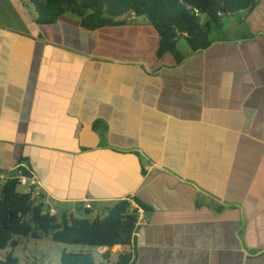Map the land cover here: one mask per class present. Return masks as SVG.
Returning <instances> with one entry per match:
<instances>
[{"label": "crops", "instance_id": "obj_1", "mask_svg": "<svg viewBox=\"0 0 264 264\" xmlns=\"http://www.w3.org/2000/svg\"><path fill=\"white\" fill-rule=\"evenodd\" d=\"M241 13L248 34L179 63L151 23L0 0V170L30 168L55 215L140 199L135 243L111 248L133 264H264V0Z\"/></svg>", "mask_w": 264, "mask_h": 264}, {"label": "trees", "instance_id": "obj_2", "mask_svg": "<svg viewBox=\"0 0 264 264\" xmlns=\"http://www.w3.org/2000/svg\"><path fill=\"white\" fill-rule=\"evenodd\" d=\"M40 24H54L71 15L88 31L127 25L146 17L161 39L158 56L171 52L180 63L184 55L178 45L184 40L193 53L211 48L217 40L213 30L223 28V18L238 12H252L259 0H23ZM131 21V22H132ZM99 121L95 122L97 128ZM41 199L18 189V181L0 184V251L20 246L19 239L41 240L44 237L66 245L99 248L132 246L141 224V212L151 208L137 197L121 200L104 215L94 219L71 214L52 215ZM137 206H134V204ZM225 207H215L218 212ZM89 212V210H88ZM105 258L107 259L106 255ZM132 254H121L114 264H133ZM0 264H22L13 254ZM59 264L99 263L91 252H66Z\"/></svg>", "mask_w": 264, "mask_h": 264}, {"label": "rangeland", "instance_id": "obj_3", "mask_svg": "<svg viewBox=\"0 0 264 264\" xmlns=\"http://www.w3.org/2000/svg\"><path fill=\"white\" fill-rule=\"evenodd\" d=\"M241 15L244 13L238 12L235 15L227 16L223 18L224 28L220 32L218 30H213V38L218 36H224V38H238L249 33L248 28L241 23ZM138 23H150L146 17L138 18ZM132 21V20H131ZM129 22L128 24H133L134 22ZM122 34V33H121ZM227 36V37H225ZM219 38V37H218ZM179 47L182 51L187 52L188 46L184 40H181ZM20 191V190H19ZM103 213L100 211L90 213L86 217L95 218L97 216H102ZM80 216L85 217V212ZM20 246L17 248H6L0 251V259L5 258L8 254H13L18 257L22 264H59V256L64 252H80L83 249L87 252H91L95 257L105 260L107 264H114L120 254L124 253L123 248L108 249H96L90 247H83L81 245H66L59 244L51 240L49 237H44L41 240L34 239H19ZM105 255L107 259H105Z\"/></svg>", "mask_w": 264, "mask_h": 264}, {"label": "built area", "instance_id": "obj_4", "mask_svg": "<svg viewBox=\"0 0 264 264\" xmlns=\"http://www.w3.org/2000/svg\"><path fill=\"white\" fill-rule=\"evenodd\" d=\"M10 180L18 181V189L23 194H30L32 198L41 199L44 189L43 181L27 166L20 164L13 171L0 170V184L3 185ZM87 209L91 205H85ZM50 214L55 215L54 210L50 209Z\"/></svg>", "mask_w": 264, "mask_h": 264}]
</instances>
